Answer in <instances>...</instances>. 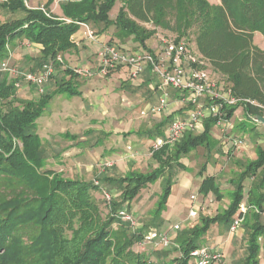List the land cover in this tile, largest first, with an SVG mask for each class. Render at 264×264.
<instances>
[{"label":"trees","instance_id":"16d2710c","mask_svg":"<svg viewBox=\"0 0 264 264\" xmlns=\"http://www.w3.org/2000/svg\"><path fill=\"white\" fill-rule=\"evenodd\" d=\"M26 1H0V11L6 17L0 14V65L9 58V47L26 42L41 47L40 68L52 63L55 74L63 76L55 82L54 91L30 101L18 98L15 79L8 74L0 78V264H189L191 253L198 248L195 241L205 237L215 224L232 225L241 216L243 203L248 208L243 221L248 231L243 264H259V240L264 238V148L257 147L256 159L232 181L235 189L226 211L215 218H202L200 227L189 231L187 237H178L180 257L166 261L170 254L160 252L154 263L134 250L152 229H134L119 213H129L140 193L161 180L152 218L162 224L175 184L174 170L188 171L182 159L199 148L212 153L218 144L212 137L216 121H206L200 135L187 133L175 147L153 152L151 158L157 167L151 172L106 174L95 183L67 178L47 167L37 121L56 96H83L75 83L81 75L76 68H64L63 57L77 48L74 35L80 24H85L101 35L113 28L107 44H116L111 40L124 37L151 54L154 52L146 43L158 29L176 35V42L189 39L193 33L195 51L215 75L231 85L232 96L249 101L242 105L243 112L256 123V117L264 116V50L254 44V37L257 32L264 36V0H220L218 5L207 0H123L114 20L110 14L117 0L68 1L61 5L62 19L50 10L54 0L33 9ZM149 25L152 29L145 27ZM145 76L148 82L153 80L150 71ZM239 108H226L225 119L231 121ZM174 117L157 124L147 137L162 136ZM64 137L78 139L68 133ZM247 180L254 183L246 197ZM200 192L222 199L214 177L204 179ZM105 193L116 196L109 203ZM103 199L109 207L106 215L101 208Z\"/></svg>","mask_w":264,"mask_h":264},{"label":"rangeland","instance_id":"374dc122","mask_svg":"<svg viewBox=\"0 0 264 264\" xmlns=\"http://www.w3.org/2000/svg\"><path fill=\"white\" fill-rule=\"evenodd\" d=\"M44 1L37 0V4ZM68 1L77 0H54L50 6V10L54 9L51 11L52 14L57 16L61 11V5ZM29 2L32 3L31 0ZM207 2L211 5H218L220 0H207ZM122 6L123 0H117L114 9L111 11L110 19H116ZM0 14H2L3 19H6L3 16V11H0ZM145 27L152 29L150 25ZM91 28L97 35L101 34L96 31V28L92 26ZM113 30V28H110V33ZM160 38L174 41L177 36L158 29L149 44L154 43L155 45L156 43L157 46ZM111 41V43L129 48L138 46L132 39L124 37L117 40L112 39ZM182 42L191 50H195L193 33L189 39L182 40ZM254 44L264 50V36L260 32L255 33ZM87 46L92 49L91 44ZM9 52V58L4 62H7L10 66L29 72L39 70L40 49L35 48L34 45L28 46L26 42L18 43L12 49L9 47ZM26 52L27 54H25ZM24 54L28 56L26 57ZM75 54L77 55V52ZM209 71L213 73L210 68ZM6 74L0 71V78ZM213 74L214 79L225 90L230 88L231 85L222 80L221 76L215 74L214 76ZM62 76L61 73L55 74V77L43 87L44 93L54 91L56 89L54 82L60 81ZM78 88L80 91L83 90L81 86H78ZM172 91L173 89L169 88L168 92ZM17 96L20 100L30 101L37 100L41 93L37 88L32 89L26 83H22L21 88L17 91ZM153 98V90L148 88L137 89L128 82H124V78L122 79V76L118 73L101 78V105L94 97L82 101L79 97L56 96L37 121V133L46 150L47 167L62 172L67 178L82 179L94 183L100 182L101 176L106 174L122 176L132 171L142 174L151 172L157 167V164L151 158V145L155 139L151 138L148 141L146 132L153 130L154 126L162 119L168 118L164 115L165 113L161 114L160 117H153V115L148 118L141 117L140 112L145 106H153L158 103L157 98L154 100ZM81 111L84 115H81ZM76 115L80 117L74 118ZM228 124L229 126H226ZM224 125L213 128L212 137L218 144L211 154L204 148H199L182 159L192 177L195 179L197 175L198 180L202 183L209 170V177L213 175L215 185L220 189L221 200L211 193V195L205 196V193H201L200 189L195 186L185 191H179L176 195L177 203L171 216L165 221L161 218L160 222L163 223L160 225L158 220H153L152 214L155 210L158 195L161 193V180L148 186L132 202V210L129 213L134 218V229L145 227L147 231H149L148 229H155L158 232L168 234L172 231L174 225L178 224L181 227L179 231L176 233L172 231L169 235L172 241L169 247L157 245L160 243L159 241L154 244L143 246L140 244L134 247L135 251L144 253L152 262L156 263L159 259L157 253L160 252L170 254L166 261L180 257L178 237L180 238L181 235L187 237L189 231H192L195 227H200L202 218H215L226 211L231 201L230 196L235 189L232 181L238 179L239 174L244 171L248 162L256 159L257 147L264 148V126L250 121L244 115L242 108L238 110L235 119ZM67 133L77 135V141L66 139L64 135ZM200 134V132L192 133L193 136ZM98 139L104 140L102 147L94 146ZM240 142L242 144H239ZM128 147L132 148L131 151L127 149ZM106 163L112 164V167L106 168ZM181 174L184 177L182 170L176 168L174 170V181H177L178 175ZM253 183L252 180L245 182L246 197ZM192 196H196L197 200L193 201ZM101 203L102 212L106 215L109 212V207L105 204L104 199ZM195 208L198 210L197 217L191 219V210ZM215 225L216 227L209 229L207 239L203 237L195 241L198 248L209 247L214 249L213 246L217 242V237L214 235L216 231L223 232V234L221 233L223 237L227 236L230 224L221 222ZM241 246L239 258L245 252L243 242ZM188 263L195 264L196 259L191 256Z\"/></svg>","mask_w":264,"mask_h":264},{"label":"built area","instance_id":"2783aa9c","mask_svg":"<svg viewBox=\"0 0 264 264\" xmlns=\"http://www.w3.org/2000/svg\"><path fill=\"white\" fill-rule=\"evenodd\" d=\"M67 22L70 23V21ZM80 26L85 28V37L88 40H96L95 34L89 26L85 24H80ZM28 46L32 45L28 44ZM157 49L158 53L151 54L143 49L132 50L117 44L106 43L98 51L97 72L88 69H76L81 76L92 77L98 75L101 78H106L112 75L113 72L122 70L126 79L131 82L140 81L150 71L153 76L152 87L154 90H160L162 94L157 105L148 106L144 109L143 116L161 115L170 110L169 88L181 94L182 103L186 105L187 109L183 114L176 115L173 118L167 128L165 137L152 145V153L167 146L170 148L175 147L187 133L199 131L208 120L216 121L215 128L225 126L224 124L231 122L225 119L227 116L226 108L238 105L242 108L244 103H249V101L232 96L230 88L225 90L224 87L219 85L212 76L213 73L209 71V63L195 50H191L184 42L160 38ZM0 71L7 73L10 78L16 80L17 89L21 88L22 83H26L37 88L40 93L44 92L43 87L55 75V67L52 63L44 64L37 72H29L3 62L0 65ZM252 104L255 105V103ZM226 126H229V124ZM127 149L131 151L132 148L128 147ZM105 166L111 168L112 164L106 163ZM115 196L105 193V199L109 203ZM191 199L196 201L197 197L192 196ZM247 210L246 205H241V216L237 217L231 225L232 233L242 227ZM197 213L196 208L191 210V219L196 218ZM119 217L134 225L133 216L126 210L120 211ZM180 229V225L177 224L173 226L172 231L176 233ZM156 241L160 242L157 245L165 247H169L172 243L169 234L153 229L145 235L142 246L154 244ZM191 256L196 259L195 264H223L224 259L221 251L209 247L197 248Z\"/></svg>","mask_w":264,"mask_h":264},{"label":"crops","instance_id":"0c3cea01","mask_svg":"<svg viewBox=\"0 0 264 264\" xmlns=\"http://www.w3.org/2000/svg\"><path fill=\"white\" fill-rule=\"evenodd\" d=\"M31 1H32V3H30L29 0L26 1V6L30 9L37 8V7H43L48 2V0H45L43 3L37 4V0H31ZM77 1H80V0H77ZM53 10L51 9V11H53ZM57 17L60 19L63 18L62 11H60V13L57 15ZM96 31H98V30H96ZM85 32H86L85 28L80 27L79 31L74 35V40L77 42V48L75 50H71L70 52H68L64 55V57H63L64 61H65L64 68L88 69V70H92L93 72H97V70H98L97 53L100 50L101 46L106 44L112 38V35L114 34V30L111 33L109 30H107L102 35L101 34L100 35L95 34L96 35L95 41L88 40L85 37ZM115 40H117V39H115ZM149 41H147V43H146L147 46L154 53H158L156 43H155V45H154V43L152 45H150ZM88 44L92 45V49H90L89 46H87ZM136 45H138V44H136ZM35 48L41 49V47H39V46H35ZM127 48H129V47H127ZM129 49L138 50V49H142V48L138 45L137 47H133V48H129ZM76 52H77V55L75 54ZM25 54H27V52ZM25 56L27 57L28 55H25ZM115 73L120 74L122 76V79L124 78V82H128V84L134 86L137 89L148 88V89L153 90V97H154L153 100L155 98H157V101L159 102V98H160L162 92L160 90H154V88L152 87L153 80L148 82V79H146V76H144L143 79H141L138 82H131V81L126 79V76L124 75L122 70H117V71L113 72V74H115ZM57 74L58 73H56V75ZM75 83L77 86L83 87V90L81 91L83 96L79 97L82 101H86L88 99L90 100V97L91 98L94 97L96 100H98V103L101 105V77L100 76H98V75H94L92 77L80 76L78 79H76ZM54 84H55V82H54ZM31 88L34 89L35 87L32 86ZM170 99H171L170 110L167 111L164 115H166V117L180 115L179 112L181 110H183V112H182V114H183L184 111L187 109V107H186V105H184L182 103L181 94L179 92L172 91V92H170ZM151 100H152V98H151ZM148 106H151V105H147V107ZM145 108H146V106H145ZM80 109H83V108H80ZM144 109L140 112V115L142 118H148L150 115L149 116H143L142 115V112L144 111ZM238 110H237V112H238ZM83 111H81V115H84ZM237 112L235 113L233 119H235ZM157 116L160 117V115H156L153 117H157ZM79 117H80L79 115H76L74 118H79ZM163 120L164 119H162L159 123H161ZM156 125L154 126L153 130L146 132V138L148 139V141H150V139L152 137L148 138L147 133L148 132H154L156 129ZM168 126H166L162 136H157V137L153 138V139H155L154 143H156L159 139H162L165 137ZM204 126L199 131H195V132H200L202 134V132L204 131ZM74 136H77V135L74 134ZM103 142H104V140L102 141V140L98 139L97 142L94 144V146L96 145V146L102 147L104 145ZM152 145H151V147H152ZM182 163L186 166V164L183 161H182ZM182 172L184 174V177H182V174L178 175L179 176L177 178L178 180L175 181V184L172 187V194L168 200L167 211L164 212L162 215V218L164 221L168 220L169 216H171V214L173 212V208H175V205L177 203L176 195H177V193H179V191L188 190L192 186H195L198 189H200V187L202 185V182H200L198 180L197 175L194 179L192 177L191 173H189L188 171H182ZM207 176H209V170H208ZM206 177L204 176V179ZM212 177H213V175H212ZM212 195H214V194H212ZM262 224L264 225V214L262 215ZM213 227H216V225H213L211 228H213ZM227 232L228 233L226 234L227 235L226 237L221 236L223 234V232H221L222 234L219 233L218 231H216V233H214L215 237H217L216 238L217 242H216V245L213 247H215V249H217L223 253V255H224L223 264H243L246 257H247L248 231H247V229H245L242 226L235 233H232L231 232V225H230ZM171 233H172V231L168 234L170 235ZM208 236L209 235L207 233L205 235V239H207ZM259 241H260V245H261V252L259 255V264H264V238H261ZM242 242L245 246V252H244L245 254L243 253V256L241 258H239V253H241L239 251V249H240V247H242L241 246Z\"/></svg>","mask_w":264,"mask_h":264},{"label":"water","instance_id":"95a60500","mask_svg":"<svg viewBox=\"0 0 264 264\" xmlns=\"http://www.w3.org/2000/svg\"><path fill=\"white\" fill-rule=\"evenodd\" d=\"M256 123L258 125L264 126V116H258V117H256Z\"/></svg>","mask_w":264,"mask_h":264}]
</instances>
